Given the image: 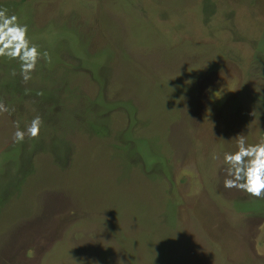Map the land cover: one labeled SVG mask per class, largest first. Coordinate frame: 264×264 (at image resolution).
Segmentation results:
<instances>
[{
	"label": "rangeland",
	"instance_id": "rangeland-1",
	"mask_svg": "<svg viewBox=\"0 0 264 264\" xmlns=\"http://www.w3.org/2000/svg\"><path fill=\"white\" fill-rule=\"evenodd\" d=\"M0 7L52 57L0 58V264H264V199L213 160L264 137V0Z\"/></svg>",
	"mask_w": 264,
	"mask_h": 264
},
{
	"label": "clouds",
	"instance_id": "clouds-1",
	"mask_svg": "<svg viewBox=\"0 0 264 264\" xmlns=\"http://www.w3.org/2000/svg\"><path fill=\"white\" fill-rule=\"evenodd\" d=\"M0 58L17 61L20 65V75L23 82L31 80V74L36 70L38 62L43 59L51 64L52 57L48 51L43 53L28 35V25L21 23L15 14H9L6 7H0ZM17 73L12 71L11 75ZM30 89H25L29 94ZM37 95H43L38 91ZM0 99V114L11 112ZM20 121H14L15 131L12 139L14 143H22L27 136L29 139L39 137L42 118L37 115L22 130ZM235 151L215 153L213 160L224 173L223 187L237 189L257 199H264V137L257 143L249 144L244 135H237ZM29 256L33 255L29 250Z\"/></svg>",
	"mask_w": 264,
	"mask_h": 264
}]
</instances>
